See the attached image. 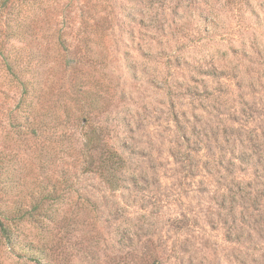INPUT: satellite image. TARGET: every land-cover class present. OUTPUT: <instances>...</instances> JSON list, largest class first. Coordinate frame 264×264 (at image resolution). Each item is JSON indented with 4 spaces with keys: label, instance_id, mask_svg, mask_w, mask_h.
<instances>
[{
    "label": "rangeland",
    "instance_id": "374dc122",
    "mask_svg": "<svg viewBox=\"0 0 264 264\" xmlns=\"http://www.w3.org/2000/svg\"><path fill=\"white\" fill-rule=\"evenodd\" d=\"M35 5L31 126L0 67V197L26 211L0 264H264V0Z\"/></svg>",
    "mask_w": 264,
    "mask_h": 264
},
{
    "label": "trees",
    "instance_id": "16d2710c",
    "mask_svg": "<svg viewBox=\"0 0 264 264\" xmlns=\"http://www.w3.org/2000/svg\"><path fill=\"white\" fill-rule=\"evenodd\" d=\"M38 0H0V67L5 71L6 76L14 83L15 89L20 90V104L26 106L27 124L31 126L30 119L36 111L34 100L37 98L41 88L38 82H34V76L37 73L43 57L40 53V41L36 37L35 30L31 26L29 19L34 17L35 4ZM81 23L80 26H82ZM84 26V33L89 35L90 23ZM97 25L95 26L96 31ZM62 32H59L55 46L65 47L66 38ZM91 38L88 36L83 39L82 43L88 45ZM80 43L78 39L76 43ZM78 47V46H77ZM38 56H40L38 58ZM39 59V60H38ZM93 63L101 65L103 60L99 56L93 58ZM42 87V86H41ZM48 88H46V91ZM54 96V95H51ZM42 97V94H41ZM42 126H45L41 123ZM84 144V153L91 166L103 177L106 182L114 189L120 185L115 183L117 174L123 169L124 161L116 151L96 152V141L86 135ZM5 201L0 197V235L4 239L12 252L16 249V229L18 223L26 215L23 208L10 209L4 206ZM40 257H30L35 264H50L44 262Z\"/></svg>",
    "mask_w": 264,
    "mask_h": 264
}]
</instances>
